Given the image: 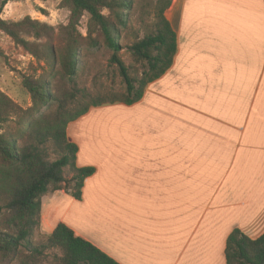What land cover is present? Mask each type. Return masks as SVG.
Instances as JSON below:
<instances>
[{"label":"crops","instance_id":"crops-1","mask_svg":"<svg viewBox=\"0 0 264 264\" xmlns=\"http://www.w3.org/2000/svg\"><path fill=\"white\" fill-rule=\"evenodd\" d=\"M171 68L132 104L68 125L80 200L42 198L41 230L64 223L120 264H227L234 229L264 234V0H173ZM100 118L104 119L101 120Z\"/></svg>","mask_w":264,"mask_h":264},{"label":"trees","instance_id":"trees-1","mask_svg":"<svg viewBox=\"0 0 264 264\" xmlns=\"http://www.w3.org/2000/svg\"><path fill=\"white\" fill-rule=\"evenodd\" d=\"M8 1L0 5V32L39 62L50 65L54 74L70 86L23 76V86L34 104L28 109L0 91V264H32L48 250L60 253L53 264H120L64 223L40 242H35L33 236L41 225L42 198L64 190L80 200L85 180L95 173L93 167L77 166L79 148L68 137V125L92 107L140 101L147 86L171 68L177 38L165 12L173 0L159 1L148 34L128 47L143 68L139 77L131 74L120 55L124 49L122 31L129 28L134 0H63L61 6L70 12V18L63 27L67 35L59 50L49 41L48 25L31 17L18 22L4 20L2 13ZM84 16L88 19V36L79 38L77 25ZM44 37L48 41L39 42ZM83 42L88 47L105 46L112 51L110 64L118 68L125 93L94 96L79 87ZM226 261L264 264V234L253 240L234 229L227 240Z\"/></svg>","mask_w":264,"mask_h":264},{"label":"rangeland","instance_id":"rangeland-1","mask_svg":"<svg viewBox=\"0 0 264 264\" xmlns=\"http://www.w3.org/2000/svg\"><path fill=\"white\" fill-rule=\"evenodd\" d=\"M4 0H0V5ZM63 0H9L4 6L2 18L7 21L18 22L26 17L40 21L49 26L51 41L55 47L63 45L67 33L63 27L69 23L70 12L63 9L61 4ZM134 10L131 17L129 28L122 31L121 43L124 49L120 52L121 57L131 74L139 77L143 68L138 64L128 47L135 40L143 38L149 32V27L154 23L155 9L160 0H134ZM109 14L108 10L104 11ZM77 36L86 38L88 36V19L82 17L77 25ZM34 41V38H30ZM48 39L42 38L39 42L46 43ZM112 51L105 46L99 48L88 47L83 42L80 46V63L78 66L77 83L81 89H86L94 96L101 94H123L126 91L125 83L116 66L110 64ZM29 76L34 79H50L53 84L69 87L66 80L52 71L50 65L46 62H39L36 58L18 46L12 38L3 32H0V91L7 93L15 102L24 109L31 108L34 104L31 96L23 86V76ZM45 110V108H44ZM103 113L106 117L113 118L114 113L127 117L128 112L123 108H113L105 105ZM36 114V113H35ZM101 120H104L100 118ZM55 155H53V158ZM69 177L71 173L66 170ZM44 233L41 227L35 231L33 239L40 242L44 239ZM60 253L57 250L46 251L37 261L32 264H53L55 258Z\"/></svg>","mask_w":264,"mask_h":264}]
</instances>
